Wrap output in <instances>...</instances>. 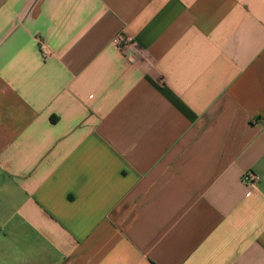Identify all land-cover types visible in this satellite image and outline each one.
Masks as SVG:
<instances>
[{
	"label": "crops",
	"instance_id": "1",
	"mask_svg": "<svg viewBox=\"0 0 264 264\" xmlns=\"http://www.w3.org/2000/svg\"><path fill=\"white\" fill-rule=\"evenodd\" d=\"M0 172L38 264H264V0H0Z\"/></svg>",
	"mask_w": 264,
	"mask_h": 264
},
{
	"label": "rangeland",
	"instance_id": "2",
	"mask_svg": "<svg viewBox=\"0 0 264 264\" xmlns=\"http://www.w3.org/2000/svg\"><path fill=\"white\" fill-rule=\"evenodd\" d=\"M12 197L10 203L16 206L19 194L3 177L0 172V264H38L43 260L54 258L56 249L54 244L45 242L41 235L25 231L23 226L19 225L16 214H3L4 197Z\"/></svg>",
	"mask_w": 264,
	"mask_h": 264
},
{
	"label": "built area",
	"instance_id": "3",
	"mask_svg": "<svg viewBox=\"0 0 264 264\" xmlns=\"http://www.w3.org/2000/svg\"><path fill=\"white\" fill-rule=\"evenodd\" d=\"M111 44L114 48L121 51L123 54H131L136 50V42L134 38L123 32L117 33L112 39ZM241 179L243 184H245L246 186H254L258 182V177L251 172H246L245 174H243Z\"/></svg>",
	"mask_w": 264,
	"mask_h": 264
}]
</instances>
